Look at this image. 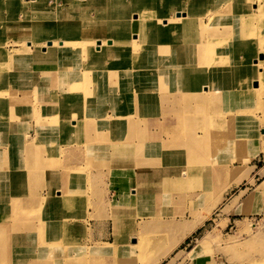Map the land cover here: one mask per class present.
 Instances as JSON below:
<instances>
[{
  "label": "rangeland",
  "instance_id": "obj_1",
  "mask_svg": "<svg viewBox=\"0 0 264 264\" xmlns=\"http://www.w3.org/2000/svg\"><path fill=\"white\" fill-rule=\"evenodd\" d=\"M130 1L112 0L116 4L123 5L122 7L126 3L129 4ZM240 1L249 0H238V2ZM259 1L263 2L264 0ZM0 3V11L4 15V20L0 22V65L5 63L9 68L7 71H5L6 67L0 68V92L5 93L0 99V123L2 126L0 133L8 129L7 132L13 134L16 144L33 143L37 149H40V153L35 158L38 157L40 160L44 157V159L49 160L45 170L52 173L53 177L52 182H47L43 176L32 174L35 172L43 173L45 170L33 172L23 170L21 152L14 153L10 149L5 154L8 147L14 144L12 138L8 139L9 146L7 142V145L0 147V189H4L0 190V198L7 199L0 201V226H2V229L0 228V264H148V257L162 253H166V255L160 264H166L170 258L172 259L170 262H172L182 258V256L188 257L203 252L212 256H219L222 242H224V250L226 256L228 254V258H231L233 254L236 255V237L232 236L233 239L231 240L229 239L231 236H228V234H233L234 227L229 228V225L221 229V225H217L218 218L223 210L228 211L233 205L242 202L245 198L248 208L244 211L264 210V149L260 147L258 153L251 156L250 146L232 149L222 148L223 154L218 155L221 160L212 157L210 165L205 164L199 171L200 177L195 182L196 184L192 182L191 184L186 182L183 184L176 181L174 176L169 178L168 174L171 172L167 168L151 172L152 174L149 173L150 170L139 172L138 162L132 159L133 153L122 154L123 157L119 158L116 157V154L109 155L108 152L114 150L107 146V148L102 147L99 156L94 154L90 146L93 143H102L104 140L99 141V135L102 137L109 136L110 126L116 127L117 125L120 133H114L111 137L112 141L124 143L128 129L120 127L119 121L110 123V126H105L106 133L101 126H96L86 129L84 133H78V138L75 139L67 136L69 134L71 136V128L79 123L69 120L66 136L64 135L65 132L60 133V127H49L47 129L49 133L47 132L40 137L34 133L35 136H38L32 142H28L23 138L27 131L22 129L36 121V130L38 131V122L41 119H48L52 115L59 119L72 118L75 121H80L83 112H87V117H89L88 115L95 114L96 109H98V113L107 109L109 114H113L112 118L119 120V117L114 114L113 107L107 102V100L113 101L116 94L123 96L121 94L122 89L116 90V84L110 85L113 87L109 90L111 99H108L107 96L99 97L98 95L84 97L83 99L88 102H95L86 104L92 106L89 110L85 104L84 106H77L76 104L68 106L65 99L63 101L56 100L59 95L65 96L66 91L62 88L68 89L70 94L76 93V91L71 90L72 87L94 88L93 84L84 82L82 79L94 76L84 64L88 61L87 56L107 53L125 55L122 51L125 46H130V44L124 43L127 40L140 43V46H135V48L132 46V52L131 50L124 51L134 57H142L141 54L144 51V57L148 55L160 57L164 53L165 46L159 42L158 38L151 42L153 47L149 51L144 50L147 45L144 37H137V33L140 36L141 27L138 26L139 24L131 25L130 22L117 23L112 21L110 27L86 26L83 29L80 21L89 19L96 22L103 19L98 18L99 14H105L99 6V0H87L81 3L82 5L77 4L76 0H35V3L31 0H0ZM157 4L158 11L156 12L158 13L154 14L153 19H156L163 12L176 15L180 10L179 7L170 5L172 11L160 10L161 0ZM187 4L193 5L194 0H190ZM74 10L75 13H73ZM259 12L264 13L263 10ZM55 13H57V18L63 20L65 26H54L46 20H34L33 17L34 21H30L32 14L34 16ZM74 14L75 17L73 18ZM230 14L237 16V19L229 20L232 25L230 26L228 23L226 26V28L230 26V32L226 33L227 36L238 38L236 35L240 32V38L250 36L247 29L252 19L244 11V8H238L236 5ZM106 15H108L107 8ZM136 16L138 19L133 22L141 23L144 16L141 14H136ZM122 17L129 18L130 15L128 12H123L120 18ZM188 17L190 18V16ZM208 17L209 13H206V18L208 19ZM6 20L12 21L4 24ZM26 20H29L31 24ZM52 21L58 23L55 19ZM103 28L111 32L113 30L110 33L111 37L104 38L105 44L99 43L98 38H96V33H99V30ZM118 28L121 30L119 32L122 33L121 38L115 35ZM146 31L148 36L152 38L153 26L152 29L148 28ZM46 36L57 40L56 44L52 46L64 48L62 44H68L64 50L46 52L47 56L52 54L59 56L53 60L64 64L65 69L62 73L55 74L53 67L47 63L42 54L35 56L36 47L44 48V45L39 44ZM115 39H122V42L120 44L107 43L109 40ZM13 44L17 45L18 50H11L6 53L9 55L14 52L12 55L14 57L9 64L10 59H3L2 56L4 50L14 47ZM93 47L105 49H86ZM119 61L125 69L129 68L131 63L136 62L135 59L131 58H121ZM154 61L157 62L158 59H154ZM151 69L152 67L147 70ZM135 70L137 69H133V71ZM44 73L47 74L49 81L45 79ZM120 76L127 81L131 78L124 73H121ZM139 77L142 76L139 75ZM152 77L158 79V83L154 82L157 97L147 99V101L141 98V100H133L130 106L125 107V109H134L136 113L133 116L137 119L132 123V127L135 125L137 130L136 136L126 139L136 144L141 141H149V143L154 144V147L150 149L151 152L160 150V136L162 137L160 128L157 126L158 118H160L158 103L161 102L160 75L154 74ZM64 111H67L68 115ZM70 111L73 113L71 114ZM255 112L262 116L260 107ZM93 124L95 126L102 123L94 122ZM261 129L258 130V134L264 132ZM115 130L117 131V129ZM41 131L43 133L46 129H41ZM50 134L56 135L51 136ZM122 137L123 139H121ZM213 140L211 138V142ZM262 142L264 144V139L260 143L261 146ZM66 143L69 145L75 143L78 147L75 151L80 152L79 154L70 153L69 158L75 160L72 164L69 162L70 166L62 161L64 158L63 150H60L59 154L56 155V152L53 153L50 148L62 147ZM109 144L111 143H107V145ZM141 144L138 145L139 150L142 147ZM201 152H204L203 155L209 156V150L206 146L202 147ZM235 153L240 157L250 156V159L241 164L235 158L232 159ZM93 159L101 161L103 170L101 169L102 172L99 171L95 174H100L98 181L101 183L102 194L104 193L105 197L108 196V198H110V194H112V198L114 197L107 208L102 207V212L98 211V207L91 203L93 198L98 199L99 196L96 188L92 187L90 178ZM227 166L230 167V170L227 169ZM21 173L24 175L23 179L19 176ZM134 173L138 174L134 181L129 180L128 174ZM4 175L9 178L4 179ZM66 175L70 180L72 179V182L67 181L68 188L65 190L71 192L70 195L74 200H69L71 201L70 205L57 212L52 210L58 200L54 190L59 189L57 179L60 178L62 182ZM124 175H127L126 180ZM116 179V184H113ZM128 185H132V191L130 187L127 188ZM108 189L110 190L108 191ZM123 191L129 193L123 195ZM8 193L10 194L8 195ZM61 194L63 196L62 191ZM42 196L46 197L43 199ZM67 199L69 198L65 196V201ZM56 213L57 216L53 217ZM93 220H96L100 225L98 228L97 225L95 226V231L93 230L94 227L91 230ZM81 224H84L86 229ZM248 228H252L249 223ZM93 237H105V239H95L99 241V244L113 242L117 237L115 250L111 254L101 255H93L87 251L82 252L83 247L92 245ZM133 237L139 240L141 246L148 248L140 252L138 246L132 243ZM226 242L230 245L225 244ZM195 244L196 246L189 253V249ZM48 245L57 247V250L50 255L52 260L43 254H41L42 258H45L40 260L41 258L34 252H38L40 247H48ZM244 248L242 246L241 250ZM88 255L90 256L88 257Z\"/></svg>",
  "mask_w": 264,
  "mask_h": 264
},
{
  "label": "bare ground",
  "instance_id": "obj_2",
  "mask_svg": "<svg viewBox=\"0 0 264 264\" xmlns=\"http://www.w3.org/2000/svg\"><path fill=\"white\" fill-rule=\"evenodd\" d=\"M31 1L35 3V0ZM85 1L87 0H76V3L82 5L81 3ZM126 1L128 2V0ZM158 1L159 0H131L129 4L126 3L127 5L124 4V7H122L123 5L116 4V2H112V0H99V6L104 10L105 14H99L98 18L103 19L97 20L96 22L89 19L80 21L83 29H85L86 26L98 28L110 27L113 23L112 21L117 23L130 22L131 25L139 24L138 26L141 27V33H139L140 36L137 33V37H144L147 43L144 50L149 51L153 47L151 42L158 38L159 42L163 43L165 46L164 53L161 54L160 57L152 55L144 57L143 53L145 51L141 54L142 57H134L130 56V54H126L127 52L124 51L131 50L132 52V46L135 48V46H140V43L129 39L130 41L127 40L124 42L130 44V46H125V49L122 51L125 55L107 53L87 56L88 61L84 64L94 76L82 79L84 82L93 84L94 88L84 89L82 86L72 87L71 90L76 91L75 94H70L68 89L62 88V90L66 91L65 96L59 95L56 97V100L59 101L65 99L68 106H73L74 104L77 106H84V104L86 105L87 103H95L84 100L83 98L86 96H107L108 99H111L112 97L111 94L109 95V90L113 89V87L110 85L116 84V90L122 89L121 94H123V96L121 97L116 94L113 101L110 102L107 100V102L111 104L114 109V114L119 117V120H117V118H112L113 114H109L107 109L99 113L98 109H96L95 114L88 115L89 117H87V112H83L80 121H75L72 118L59 119L57 116L52 115L48 119H41L40 122H38L39 126L36 133L40 137L46 132L49 133V131H47L49 127H60V133L65 132L64 135L66 136L70 120V122L79 124L71 128V136L69 134L67 137L76 139L78 138V133H84L86 129L96 126L99 127L102 124L103 126H110V123H117V121H119L120 127L128 129L124 143L113 142L111 139L114 133L120 134L118 131L119 127L116 125V127L110 126L111 131L109 136L104 138L99 135V138L104 141L98 147H101V149L107 146L112 147L114 155L116 154V157L119 158L123 157L122 154L133 153L132 159L138 162L140 167L139 172L145 170L147 172V170H150L149 173L152 174L151 172L167 168L168 171L171 172V174H168L169 178L174 176L176 181L183 184H185V182L196 184L195 182L198 181L200 177L199 171L205 164L210 165V159L212 157L221 160L218 155L223 154L221 151L222 148L232 149L234 147L245 148L250 146L251 156L258 153L260 147L264 149L263 142L262 146L260 144L264 139V132L258 134V130L261 128V130H264V13L259 12L262 10L264 11V1L249 0L246 2H238V0H194L193 5H188L187 3L190 0H161L160 10L166 9L172 11L170 6H177L180 10L176 15L163 12L159 14L156 19H153L152 17L154 14L158 13L156 12L158 11ZM236 5L238 8H244V11L250 15L252 19L247 29V33L250 34V36L246 38H240L239 34L241 32L236 35L238 38H234L235 36H227L226 34L230 32L229 27L232 25L229 23V20L237 19V16L230 14V11L233 10ZM106 8L108 15H106ZM123 12H128L130 17L120 18ZM73 13H75V10ZM206 13H209L208 19L206 18ZM136 14L144 16L141 23L133 22L138 19ZM188 16H190L191 19ZM32 17L34 20H46V22H50L54 24V26L66 25L63 24V20L57 18V13L34 16L32 14L30 19L31 22L34 21ZM74 17L75 14L73 18ZM53 19L61 24L53 22ZM3 20L4 15L0 11V22ZM204 20H206V22H204ZM11 21L12 20H6L4 24L10 23ZM26 21L31 24L29 20ZM228 23L230 26L226 28ZM152 26L154 31L152 32V38H150L146 30H148V28L152 29ZM119 31L121 30L118 28L115 35L121 38L122 33ZM112 32L103 28L99 30V33H96V38H98L99 43L105 44L106 40L104 38L111 37L110 33ZM43 39L44 40H41L39 45H44V48L36 47L35 56H37V54H42L47 60V63L53 67L55 74L62 73L65 69L64 64L53 60L54 58H59V56L57 54L47 56L48 54L46 52L64 50L68 47V44L63 43L62 46L64 48H60L52 46L57 42V40L52 37L49 38V36H46V38ZM121 42L122 39H115L109 40L107 43L120 44ZM13 46V48L4 50L3 56L5 58L2 56L3 59H10L9 64L14 57L12 56L14 52H11L9 55L6 53L11 50H18L16 44H13ZM86 49L97 50L105 48L93 47L91 49ZM121 58L135 59L136 62L131 63L129 68L125 69L123 65L121 66V62L119 61ZM154 59H158V61L155 62ZM2 67H6L5 71L9 70L5 63L0 65V68ZM151 67V70H147ZM133 69L137 70L133 71ZM117 70L119 71L117 72ZM121 73L129 75L131 78L129 77L130 79L127 81L120 76ZM154 74L157 76L160 75L161 102L158 103V114L160 118H158L157 126L160 128L161 134L158 133L162 135V137L160 136V150H153V152H151L150 149L154 147V144L149 143V141H141L142 144L141 142L136 144L126 139L136 136L137 130L134 127L135 125L132 127V123L137 119L133 116L136 111L134 109H125V107L130 106L133 100L146 99L147 101V99H155L157 97L155 95L156 89L154 87V82L158 83V79L152 77ZM44 75L45 79L49 81L47 74L44 73ZM113 75L115 76L111 77ZM139 75L142 77H139ZM127 82L129 83L127 84ZM4 94L0 92V99ZM74 101L76 102L73 103ZM86 106L88 110L92 108V106ZM245 107L252 108L246 109ZM259 107L261 108L262 116L255 112ZM64 112L67 114V111ZM70 113L72 114L73 111H70ZM45 114L47 115V113ZM94 122L102 124L94 126ZM1 128L2 126L0 123V129ZM44 128L46 131L42 133L41 129ZM115 129H117V131ZM22 130L29 131L31 127L27 126ZM38 135H36V137ZM123 137L121 139H123ZM10 138H12L13 141L15 139L12 133L10 134ZM29 138H31V136H25V139L29 140ZM211 138L214 139L212 142ZM107 143L111 144L107 145ZM140 144L142 147L139 150L138 145ZM94 145L98 144L93 143L90 147ZM203 146H206L207 150H209V156L203 155L204 152H201ZM10 149L14 151V153H22L23 144H16L14 141V144L8 147L5 154L8 153ZM233 156L232 159L235 158L241 164H244L250 159V156L240 157L237 153ZM161 164L164 165L161 166ZM22 169L25 170L24 168ZM227 169L230 170V167L227 166ZM45 171L43 173L35 172L32 174H36V176L40 177L43 176L47 182H52V173ZM136 175L138 174H128L129 180L134 181ZM19 176H21L22 179L24 178L22 173L19 174ZM3 177L7 180L8 176L6 177L4 175ZM124 178L126 180L127 175H124ZM71 180L68 175L65 176L62 182L60 178L57 179L59 189L54 190V193L57 194L58 200L56 201L55 208H52V210L60 212L74 200L70 195L71 192L69 193L68 190H65V188H68L67 181L70 182ZM129 187L132 191V185L127 186V188ZM0 190L2 191L4 189ZM127 193L129 192L124 193L123 191V195ZM9 194L10 193H8V195ZM65 196L69 198L67 201H65ZM44 197L46 196H42L41 198L44 199ZM1 200L6 201L7 199L0 198V201ZM42 202H44V200ZM56 216L57 213L53 217ZM81 226L86 229L84 224H81ZM0 228L2 229V226H0ZM133 240L135 242L132 241V243L138 246L140 252L148 248L141 246L136 237H133ZM117 241L118 239L115 237L113 242L99 244V241L94 239L92 240L93 243L91 246L86 245L83 247L82 252L87 251L93 255L111 254L116 248L115 245ZM56 250V246L48 245V247H40L39 251L34 252V254L40 257V260H44L43 258L46 256H48L46 258L50 259V255ZM41 254L45 257L42 258ZM165 255L166 253H162L148 257V264H160ZM89 256L90 255H88V257ZM51 258L54 259L55 257Z\"/></svg>",
  "mask_w": 264,
  "mask_h": 264
},
{
  "label": "crops",
  "instance_id": "obj_3",
  "mask_svg": "<svg viewBox=\"0 0 264 264\" xmlns=\"http://www.w3.org/2000/svg\"><path fill=\"white\" fill-rule=\"evenodd\" d=\"M204 22H206V20H204ZM30 126H31V130L27 131V133L24 134V138L26 135L28 137L31 136L29 140L25 139L28 142L33 141L36 138L35 136L36 128H37L36 121L31 122ZM101 127L106 133L105 126H103L102 124ZM3 128L5 127L3 126ZM7 130H4L0 133V147H3V145L5 146V144L8 142V139H10V132H7ZM100 140L101 138H99V141ZM27 144H23V150L21 153L22 163H23L22 165L24 166L23 168L28 171H32V170L38 171V170L47 169L46 165L49 163V160L44 159V157H42V159L40 160L38 157L35 158V156L40 153V149H37V147L33 143L32 145L31 143L29 145ZM100 144L101 142H99L98 145L92 146L93 153L97 154L98 156L101 153V147H98ZM50 148L51 150H53L52 151L53 153L56 152V155L59 154L58 152H60V150H63L64 153L62 155H64V158H62L63 159L62 161H64L65 164H69V162L72 164L73 161H75L72 158H69L70 153H74V154L80 153L79 151H75L78 149L75 143L72 145H69L66 143L65 145L63 144L62 147L54 146ZM108 153L109 155L111 154L114 155V152L109 151ZM109 161L111 162V160ZM101 169H102L101 161L99 159H93L92 166L90 168V171H91L90 178H91L92 187L96 188V191H98L97 194H99V196H98V199L93 198L91 203L97 206L98 211L100 212H102V207L107 208L114 198V197L112 198V194H110V198H108V196L105 197V194L104 193L102 194L101 192V183L98 181V177L100 176V174H95L96 172H99V171L102 172ZM116 181L117 179L114 180L113 184L114 183L116 184ZM109 190L110 189H108V191ZM246 208H248V206H246V198H245L242 200V202H238L237 204L233 205L230 209H228V211L223 210L221 216L218 218L219 222L217 223V225H221L220 226L221 229H224V227H227L229 225H230L229 228L234 227L233 234L232 235L228 234V236H231V238H229L231 240L233 239L232 236L236 237V241H235L236 248H237L235 249L236 255L233 254L231 258H228V254L227 256L225 254L224 242H222L221 243V253L219 256L217 255L212 256L204 252L191 256L189 255V253L192 252L193 248L197 244L196 243L194 246H192L189 249L188 251L189 253L187 252V254L189 255L188 257L182 256V258H179L178 260L175 259L172 262H170L172 260L170 258V260H167L166 264H264V210L246 212L244 211ZM249 221H252V222H249ZM248 223L251 225L252 228L250 229L248 228ZM95 226L98 228V226L100 225L99 223L96 222V220H93L91 230L94 227L93 230L95 231L96 230ZM93 238L94 239H103V238L105 239V237L103 238L93 237ZM228 242H226L225 244H228ZM242 246L245 247L243 250H241ZM251 249H254V250H251Z\"/></svg>",
  "mask_w": 264,
  "mask_h": 264
}]
</instances>
